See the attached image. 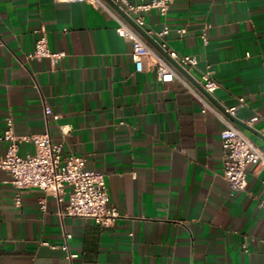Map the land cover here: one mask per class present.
I'll list each match as a JSON object with an SVG mask.
<instances>
[{
	"label": "crops",
	"instance_id": "0c3cea01",
	"mask_svg": "<svg viewBox=\"0 0 264 264\" xmlns=\"http://www.w3.org/2000/svg\"><path fill=\"white\" fill-rule=\"evenodd\" d=\"M99 1L0 0V156L9 118L17 137L48 132L104 173L119 216L110 226L61 217L52 196L17 190L0 170V264H264V169L248 165L244 190L230 188L223 123L198 97L219 110L243 97L232 119L264 150V0H174L165 15L144 12L137 26L153 44L196 57L194 68L180 65L186 75ZM118 19L180 78L158 81L147 63L136 71ZM41 34L64 53L58 61L29 57ZM206 69L218 83L210 98L199 83ZM19 152L34 147L23 142ZM65 233L77 257L61 249Z\"/></svg>",
	"mask_w": 264,
	"mask_h": 264
},
{
	"label": "built area",
	"instance_id": "2783aa9c",
	"mask_svg": "<svg viewBox=\"0 0 264 264\" xmlns=\"http://www.w3.org/2000/svg\"><path fill=\"white\" fill-rule=\"evenodd\" d=\"M65 1L100 3L99 0ZM173 1L141 0L138 3H132L129 0H113L138 26H142L144 23V12L155 10L160 15H165ZM118 22L117 34L132 41L131 57L136 71H142L147 63L155 70L158 81L166 82L171 81L174 77L180 78L173 66L149 47L131 27L119 19ZM168 31V27H164L156 35L163 36ZM183 31V29L177 30L179 33ZM201 37L203 42H206L205 35L202 34ZM159 45L169 58L182 67L190 69L196 66L197 59L195 56L180 55L169 49L165 41ZM63 55V52H55L49 49L44 34L36 39L33 50L29 53L30 58L47 57L53 62L58 61ZM199 83L209 95L218 87V83L209 69L200 73ZM198 97L203 103L202 111L210 110L223 123V128L220 131L223 177L232 190H244L246 187V167L255 165L264 169V150L232 119L238 108L244 104V98L239 97L236 105L223 107L222 110H219L209 104L205 98L199 95ZM43 113L45 117L50 116L53 120H57L59 117L46 104L43 105ZM256 119L257 117H253L250 120ZM1 139L5 140L7 145L4 154L0 156V170L6 173L7 182L17 190L38 188L45 194L52 196L59 206L61 217L91 218L99 225L110 226L119 216L118 211L109 203L104 173L85 169L84 157L65 154L62 142H53L48 132L17 137L13 132L12 120L9 118L7 128ZM23 142L31 143L34 152L21 154L19 149ZM262 183H264V178H262ZM15 203L20 204L19 196L16 197ZM259 205L264 207V198L259 200ZM41 207L44 208L43 201H41ZM70 238L71 234L65 233L64 243L61 245V249L66 252L68 259L77 257L76 253L69 252L67 241Z\"/></svg>",
	"mask_w": 264,
	"mask_h": 264
},
{
	"label": "water",
	"instance_id": "95a60500",
	"mask_svg": "<svg viewBox=\"0 0 264 264\" xmlns=\"http://www.w3.org/2000/svg\"><path fill=\"white\" fill-rule=\"evenodd\" d=\"M107 1L118 13H120L125 20L129 23V25L136 30L138 33H140L143 37H145L162 55H164L168 61L177 69L179 70L181 73H183L184 75H186V72L182 69V67L180 65H178L176 62H174L173 60L169 59L168 56L164 53V51L162 49H160L159 46L153 44V41L147 37V35L144 33V31L139 28L133 21L132 19L126 15V13H124L112 0H105ZM208 98H210V96L208 94H206ZM236 123H238L237 121H235ZM239 125H241L240 123H238ZM243 127V125H241Z\"/></svg>",
	"mask_w": 264,
	"mask_h": 264
}]
</instances>
